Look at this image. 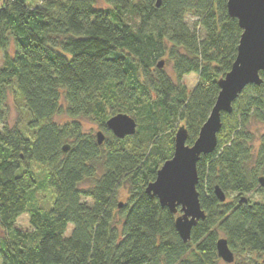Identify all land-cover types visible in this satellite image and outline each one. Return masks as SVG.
<instances>
[{
    "label": "trees",
    "instance_id": "16d2710c",
    "mask_svg": "<svg viewBox=\"0 0 264 264\" xmlns=\"http://www.w3.org/2000/svg\"><path fill=\"white\" fill-rule=\"evenodd\" d=\"M242 33L228 0H4L0 264H219L222 238L233 264H264L251 257L264 256V134L252 132L264 127V73L222 114L217 148L197 165L206 218L189 242L175 227L180 209L173 214L146 192L180 127L188 146L196 142ZM190 75L198 77L191 91ZM10 96L29 117L23 128L7 125ZM119 114L136 122L135 135L121 140L107 128ZM82 121L99 128L102 145ZM121 188L129 196L122 206ZM45 189L53 194L46 209L34 202ZM23 215L30 231L15 227Z\"/></svg>",
    "mask_w": 264,
    "mask_h": 264
},
{
    "label": "water",
    "instance_id": "95a60500",
    "mask_svg": "<svg viewBox=\"0 0 264 264\" xmlns=\"http://www.w3.org/2000/svg\"><path fill=\"white\" fill-rule=\"evenodd\" d=\"M230 17L239 22L242 29L238 54L231 71L219 82L220 93L215 106L193 146L186 144L188 133L180 127L175 137V148L172 158L164 163L157 173L156 180L151 183L146 192L156 197L161 206L168 208L176 218L175 227L183 242L191 239L192 229L206 214L201 208L197 191L199 182L197 165L202 156L214 153L218 144V134L222 128V114H230L234 102L248 86H261L264 73V0H228ZM164 67V62L158 64ZM107 128L118 139H125L136 133V122L125 114L112 117L107 122ZM99 145L104 142L102 132L97 133ZM69 150L68 146L63 148ZM264 186V179H260ZM215 195L220 202L226 201L225 194L216 188ZM241 202H246L242 198ZM218 257L228 264H233L235 255L226 239L217 242Z\"/></svg>",
    "mask_w": 264,
    "mask_h": 264
},
{
    "label": "rangeland",
    "instance_id": "374dc122",
    "mask_svg": "<svg viewBox=\"0 0 264 264\" xmlns=\"http://www.w3.org/2000/svg\"><path fill=\"white\" fill-rule=\"evenodd\" d=\"M3 1L4 0H0V7H2ZM189 20H192V19H189ZM2 63H3V54H0V67L2 66ZM168 72L171 73V70L168 69ZM197 81L198 79L195 77V75H192L188 79H186L185 82L190 91L195 87ZM22 107L23 106L21 102H18L17 99L15 100L12 96L9 97L8 102H7V112H8L7 113V125L9 128H14L15 125H18V124H20V127L23 128V126L26 125V123L28 122L29 117L23 111ZM56 120L59 123L61 122L63 123L64 121H68L69 119L66 116H61V117H57ZM82 124H83V128L85 132L92 133L95 137H97L99 128L96 125L89 123V122H83V121H82ZM0 132H2V126H0ZM252 132H254L257 138H259L260 135L264 134V127L258 124H253ZM258 146H259V142L257 140V142L255 143V147L258 148ZM29 168L30 170H33L36 175L38 174V175H41L42 177L43 170L41 167L31 163L29 165ZM128 197L129 196L127 194V191L124 188L119 189L118 202L121 204V206L127 203ZM235 197L236 195L229 197V200L227 202H233ZM52 198H53V194L51 190L49 189L37 191L34 194L35 204H37L39 207H42L44 209L49 207V205L51 204ZM246 198L247 199L249 198L252 201H262L263 200V197L257 194L246 196ZM15 227L18 230L23 231V232L30 231L31 226H30L28 215H23L22 217H20ZM3 235L4 233L0 230V237ZM221 237L223 236L221 235ZM245 257H248V255H246ZM251 257L258 261L264 260V256L260 257L259 255H252ZM219 264H228V263H225L224 261L220 260Z\"/></svg>",
    "mask_w": 264,
    "mask_h": 264
},
{
    "label": "crops",
    "instance_id": "0c3cea01",
    "mask_svg": "<svg viewBox=\"0 0 264 264\" xmlns=\"http://www.w3.org/2000/svg\"><path fill=\"white\" fill-rule=\"evenodd\" d=\"M190 76H192V75H190ZM190 76H187L186 78H185V81H186V79H188ZM195 77L198 79V77L195 75Z\"/></svg>",
    "mask_w": 264,
    "mask_h": 264
}]
</instances>
